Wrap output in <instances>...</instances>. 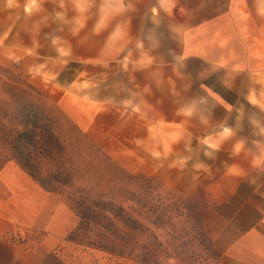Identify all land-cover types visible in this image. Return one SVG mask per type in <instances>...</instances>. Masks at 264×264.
<instances>
[{
  "label": "rangeland",
  "instance_id": "1",
  "mask_svg": "<svg viewBox=\"0 0 264 264\" xmlns=\"http://www.w3.org/2000/svg\"><path fill=\"white\" fill-rule=\"evenodd\" d=\"M230 1L123 0V13L102 17L93 0L77 18L72 0H0V169L16 162L80 216L46 263H217L189 175L176 171L186 168L172 148L180 126L164 118L172 102L183 114L207 95L199 77L217 64L213 23L232 15ZM139 86L162 122L150 127L153 157L135 162L125 132Z\"/></svg>",
  "mask_w": 264,
  "mask_h": 264
},
{
  "label": "crops",
  "instance_id": "2",
  "mask_svg": "<svg viewBox=\"0 0 264 264\" xmlns=\"http://www.w3.org/2000/svg\"><path fill=\"white\" fill-rule=\"evenodd\" d=\"M229 8V18L213 23L223 40L217 64L199 77L207 95L189 97L190 115L172 102L171 118L164 121L180 126L172 148L186 168L176 171L189 175L185 185L197 204L195 218L215 243L216 264H264V0H231ZM186 75L191 92L188 68ZM141 88L140 113L125 132L135 162L153 157L159 145L150 127L162 122ZM79 222L63 196L46 190L16 162L0 169V264H48V255Z\"/></svg>",
  "mask_w": 264,
  "mask_h": 264
},
{
  "label": "clouds",
  "instance_id": "3",
  "mask_svg": "<svg viewBox=\"0 0 264 264\" xmlns=\"http://www.w3.org/2000/svg\"><path fill=\"white\" fill-rule=\"evenodd\" d=\"M74 10L78 13V17H85L89 12V9L92 7L93 0H72ZM61 7H63V2L61 3ZM125 11L123 7V0H102L100 5V12L103 15H119ZM57 17L59 19H63V16L60 12H57ZM97 28L101 27V22L96 25ZM186 114H191L186 113Z\"/></svg>",
  "mask_w": 264,
  "mask_h": 264
},
{
  "label": "bare ground",
  "instance_id": "4",
  "mask_svg": "<svg viewBox=\"0 0 264 264\" xmlns=\"http://www.w3.org/2000/svg\"><path fill=\"white\" fill-rule=\"evenodd\" d=\"M161 2H162V4H163V3H167V0H161Z\"/></svg>",
  "mask_w": 264,
  "mask_h": 264
}]
</instances>
